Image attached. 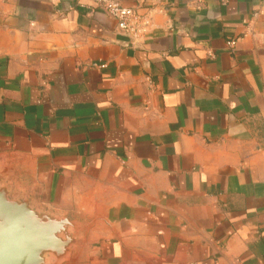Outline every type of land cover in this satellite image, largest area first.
I'll return each mask as SVG.
<instances>
[{
    "label": "crops",
    "instance_id": "crops-1",
    "mask_svg": "<svg viewBox=\"0 0 264 264\" xmlns=\"http://www.w3.org/2000/svg\"><path fill=\"white\" fill-rule=\"evenodd\" d=\"M113 1L151 11L141 43L0 0V188L68 219L46 264H264V0Z\"/></svg>",
    "mask_w": 264,
    "mask_h": 264
},
{
    "label": "water",
    "instance_id": "water-1",
    "mask_svg": "<svg viewBox=\"0 0 264 264\" xmlns=\"http://www.w3.org/2000/svg\"><path fill=\"white\" fill-rule=\"evenodd\" d=\"M68 225L67 218L39 215L25 202L9 200L0 188V264H46L47 254L63 256L71 240Z\"/></svg>",
    "mask_w": 264,
    "mask_h": 264
},
{
    "label": "built area",
    "instance_id": "built-area-1",
    "mask_svg": "<svg viewBox=\"0 0 264 264\" xmlns=\"http://www.w3.org/2000/svg\"><path fill=\"white\" fill-rule=\"evenodd\" d=\"M101 8L114 22L115 31L126 37L131 45L141 43L153 25L151 11L146 8H124L113 0H89ZM237 40L227 42L233 48Z\"/></svg>",
    "mask_w": 264,
    "mask_h": 264
}]
</instances>
